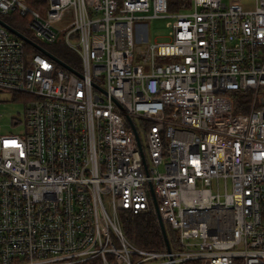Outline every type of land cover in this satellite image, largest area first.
I'll list each match as a JSON object with an SVG mask.
<instances>
[{
	"label": "built area",
	"instance_id": "1",
	"mask_svg": "<svg viewBox=\"0 0 264 264\" xmlns=\"http://www.w3.org/2000/svg\"><path fill=\"white\" fill-rule=\"evenodd\" d=\"M189 1L0 0L39 47L0 24V93L25 105L0 132V264H264V0ZM158 17L171 38L143 49ZM153 211L178 250L127 239Z\"/></svg>",
	"mask_w": 264,
	"mask_h": 264
},
{
	"label": "rangeland",
	"instance_id": "2",
	"mask_svg": "<svg viewBox=\"0 0 264 264\" xmlns=\"http://www.w3.org/2000/svg\"><path fill=\"white\" fill-rule=\"evenodd\" d=\"M228 5H241L245 10L254 8V0H223ZM178 11H169L168 14H176ZM11 26L17 28L21 33L26 34L32 40L38 41L34 34L31 33L27 26H23L22 18L17 14L9 15L8 17H1ZM171 18H145L137 23L146 24L148 31V41L139 43L143 49L147 48V45H152L161 42H167L170 40L171 28L169 22ZM44 47L48 48L58 58L69 62L73 65H77L79 62L78 55L70 50L66 42H56L54 45L43 44ZM25 105L23 102L16 99L15 95L9 92L0 93V132L2 134H18L19 131L24 129V125L13 126L15 119L22 121L24 117Z\"/></svg>",
	"mask_w": 264,
	"mask_h": 264
},
{
	"label": "trees",
	"instance_id": "3",
	"mask_svg": "<svg viewBox=\"0 0 264 264\" xmlns=\"http://www.w3.org/2000/svg\"><path fill=\"white\" fill-rule=\"evenodd\" d=\"M36 10L40 9L39 4L46 0H27ZM190 6L189 0H169V11H180ZM14 14V13H13ZM235 112H239L236 108ZM124 232L129 242L137 248L162 252L167 247L158 216L153 212L138 217H130L125 221ZM166 232L170 247L178 250L176 232L170 226H166ZM184 264H199L198 262H188Z\"/></svg>",
	"mask_w": 264,
	"mask_h": 264
},
{
	"label": "water",
	"instance_id": "4",
	"mask_svg": "<svg viewBox=\"0 0 264 264\" xmlns=\"http://www.w3.org/2000/svg\"><path fill=\"white\" fill-rule=\"evenodd\" d=\"M0 24H2L3 26H5L8 30H10L11 32H13L14 34L18 35L19 37L23 38L24 40H26V42H28L29 44L33 45L34 47H37L39 48L35 43H33L32 41H30L26 36H24L23 34L15 31L14 29H12L11 27H9L5 22H3V20L0 19ZM41 50V49H40ZM42 51V50H41ZM45 53L47 54L48 56H51L48 52L46 51H42V53ZM52 58H54L53 56H51ZM55 59V58H54ZM57 60V59H56ZM60 62V61H58ZM61 63V62H60ZM63 64V63H62ZM65 66V65H64ZM66 67V66H65ZM137 139H138V143L140 145V141H139V138L137 136ZM152 195H153V200L155 202V207L157 208V201H156V197H155V193L152 189ZM157 216L159 218V223H160V226H161V230H162V233H163V236H164V239H165V242H166V245H167V250L168 252H171V247H170V243H169V240H168V236H167V232H166V226L165 224L163 223L162 221V218L159 216V214L157 213Z\"/></svg>",
	"mask_w": 264,
	"mask_h": 264
}]
</instances>
